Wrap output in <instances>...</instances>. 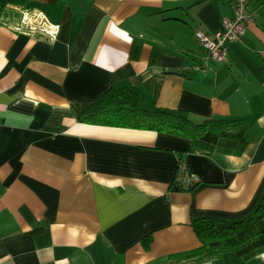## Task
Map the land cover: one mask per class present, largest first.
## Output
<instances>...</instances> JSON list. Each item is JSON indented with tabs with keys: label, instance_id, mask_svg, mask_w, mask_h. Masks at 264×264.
Instances as JSON below:
<instances>
[{
	"label": "crops",
	"instance_id": "crops-1",
	"mask_svg": "<svg viewBox=\"0 0 264 264\" xmlns=\"http://www.w3.org/2000/svg\"><path fill=\"white\" fill-rule=\"evenodd\" d=\"M0 264H169L200 244L192 218L235 222L264 195V0L223 63L212 34L232 0H0ZM21 10L55 38L13 29ZM195 124L242 120L240 155L188 139L76 120L109 89ZM179 166L192 191L171 188ZM186 189V185L184 186ZM150 237L148 249L142 240ZM202 264H264L222 253Z\"/></svg>",
	"mask_w": 264,
	"mask_h": 264
},
{
	"label": "trees",
	"instance_id": "trees-1",
	"mask_svg": "<svg viewBox=\"0 0 264 264\" xmlns=\"http://www.w3.org/2000/svg\"><path fill=\"white\" fill-rule=\"evenodd\" d=\"M6 5L0 1V20L9 17ZM80 123L124 129L153 131L188 139L196 150L216 148L229 155H240L246 145L245 124L235 119H208L195 124L169 110L148 111L142 108V98L136 88L109 89L77 116ZM184 189L179 181L173 190ZM190 226L199 241L197 249L173 255L169 264H202L219 254L233 253L248 260L264 253V195L255 212L240 221L224 222L208 218H192ZM150 237L142 240L148 249Z\"/></svg>",
	"mask_w": 264,
	"mask_h": 264
},
{
	"label": "built area",
	"instance_id": "built-area-1",
	"mask_svg": "<svg viewBox=\"0 0 264 264\" xmlns=\"http://www.w3.org/2000/svg\"><path fill=\"white\" fill-rule=\"evenodd\" d=\"M18 22L13 29L23 34H40L48 38H55L57 26L49 24L39 13L21 10ZM252 21V14L248 9V0H232L230 15L221 20L220 29L212 34L200 30L194 32V37L204 49L206 61L212 64L223 63L226 59L228 45L238 41L247 32V25ZM179 179L185 186L199 183L194 174H185L183 166H179Z\"/></svg>",
	"mask_w": 264,
	"mask_h": 264
}]
</instances>
